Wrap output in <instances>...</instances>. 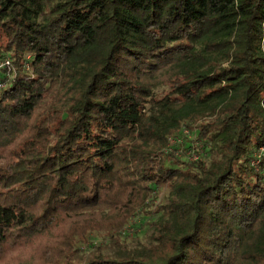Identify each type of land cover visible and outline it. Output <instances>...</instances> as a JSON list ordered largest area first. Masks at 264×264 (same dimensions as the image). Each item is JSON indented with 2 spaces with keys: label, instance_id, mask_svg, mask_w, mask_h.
Returning <instances> with one entry per match:
<instances>
[{
  "label": "trees",
  "instance_id": "trees-1",
  "mask_svg": "<svg viewBox=\"0 0 264 264\" xmlns=\"http://www.w3.org/2000/svg\"><path fill=\"white\" fill-rule=\"evenodd\" d=\"M5 61L0 264H264V0H0Z\"/></svg>",
  "mask_w": 264,
  "mask_h": 264
},
{
  "label": "rangeland",
  "instance_id": "rangeland-1",
  "mask_svg": "<svg viewBox=\"0 0 264 264\" xmlns=\"http://www.w3.org/2000/svg\"><path fill=\"white\" fill-rule=\"evenodd\" d=\"M9 70H10V66H9V68H6L7 75L9 73ZM181 139H182V142H179V143L171 142V144L173 146H172L171 150H168V153H171L174 157H178L180 159H183V160L191 162V163H195V162L201 160L202 157L205 156L203 154V151L201 150L202 144L197 142L195 135H193L192 133H189L186 136H182ZM190 142H192V149H196V151L198 152L196 154L197 155L196 160H192L190 158L189 150L188 149L186 150V147H187L186 144H188ZM165 194H166V192L162 191L161 192V198H163L165 196ZM157 205H158V201H156L151 206L149 205L148 209L151 208V210L153 211ZM153 216H155V215H153ZM149 218H150V215L139 214V216H137L132 221L131 225H128L127 227H125L123 229L122 232L125 235H127V239L132 246H140V245L145 243L146 238H147L145 223Z\"/></svg>",
  "mask_w": 264,
  "mask_h": 264
},
{
  "label": "built area",
  "instance_id": "built-area-1",
  "mask_svg": "<svg viewBox=\"0 0 264 264\" xmlns=\"http://www.w3.org/2000/svg\"><path fill=\"white\" fill-rule=\"evenodd\" d=\"M9 66H10V64H9V62L8 61H5L4 63H1L0 64V68H2V67H7V68H9ZM190 132L187 130V129H184L182 132H181V135L180 136H178V137H175V138H173V139H171V142H173V143H179V142H182V139H181V137L182 136H186V135H188ZM171 144V143H170ZM172 144L167 148V152H168V150H171V148H172ZM191 149V150H190ZM189 149V153H190V158L192 159V160H196L197 159V151H196V149H192V147ZM256 159H257V161L256 162H253V165H256L257 163H258V161H261V160H263L264 161V146L262 147V148H260L259 149V152H258V154H257V156H256ZM263 174H264V168H263Z\"/></svg>",
  "mask_w": 264,
  "mask_h": 264
}]
</instances>
